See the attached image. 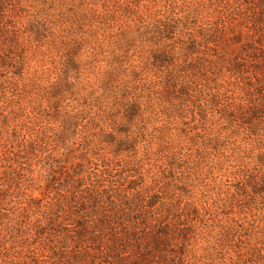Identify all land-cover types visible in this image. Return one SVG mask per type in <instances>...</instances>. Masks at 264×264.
Wrapping results in <instances>:
<instances>
[{"label":"trees","instance_id":"obj_1","mask_svg":"<svg viewBox=\"0 0 264 264\" xmlns=\"http://www.w3.org/2000/svg\"><path fill=\"white\" fill-rule=\"evenodd\" d=\"M0 264H264V0H0Z\"/></svg>","mask_w":264,"mask_h":264},{"label":"rangeland","instance_id":"obj_2","mask_svg":"<svg viewBox=\"0 0 264 264\" xmlns=\"http://www.w3.org/2000/svg\"><path fill=\"white\" fill-rule=\"evenodd\" d=\"M239 32V28L236 27L233 29V31H230L227 36H226V40L221 44L222 47V52L226 53L228 56L230 55L229 51H231L230 49H234L237 44L234 42L233 40V35L237 34Z\"/></svg>","mask_w":264,"mask_h":264}]
</instances>
